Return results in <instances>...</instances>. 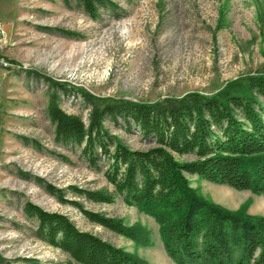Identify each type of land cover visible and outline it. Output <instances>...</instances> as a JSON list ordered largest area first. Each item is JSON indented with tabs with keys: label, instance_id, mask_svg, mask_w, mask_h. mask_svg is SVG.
Returning a JSON list of instances; mask_svg holds the SVG:
<instances>
[{
	"label": "rangeland",
	"instance_id": "rangeland-1",
	"mask_svg": "<svg viewBox=\"0 0 264 264\" xmlns=\"http://www.w3.org/2000/svg\"><path fill=\"white\" fill-rule=\"evenodd\" d=\"M111 1L115 7H99L91 17L80 0H0L2 56L23 68H0V264L69 262L34 236L37 223L24 213L26 203L64 214L78 229L148 264H174L151 217L118 197L110 204L93 203L68 189L113 190L101 170L87 165L81 147L55 140L50 103L87 126L86 96L144 103L188 93L211 96L264 68V0ZM103 126L131 149L148 145L122 121L107 119ZM99 166L104 167L103 158ZM187 179L222 208L244 207L247 215L264 217L263 195ZM45 184L87 211L144 227L149 245L88 221L79 208L50 195Z\"/></svg>",
	"mask_w": 264,
	"mask_h": 264
},
{
	"label": "trees",
	"instance_id": "trees-1",
	"mask_svg": "<svg viewBox=\"0 0 264 264\" xmlns=\"http://www.w3.org/2000/svg\"><path fill=\"white\" fill-rule=\"evenodd\" d=\"M80 2L91 17L99 7L116 6L111 0ZM86 99L91 107L87 126L50 103L55 140L81 147L87 165L101 170L113 190L70 186L73 194L106 204L118 197L151 217L164 253L174 264H264V217L249 216L244 207L222 208L193 190L187 179L197 176L264 196V68L228 82L211 96L188 93L154 103ZM107 119L134 128L147 147H128L103 126ZM102 158L104 167L99 166ZM45 190L59 202L79 208L88 221L149 245L144 227H127L121 220L87 211L49 184ZM24 213L37 223L34 236L66 254L67 264H148L78 229L64 214L31 203L25 204Z\"/></svg>",
	"mask_w": 264,
	"mask_h": 264
},
{
	"label": "built area",
	"instance_id": "built-area-1",
	"mask_svg": "<svg viewBox=\"0 0 264 264\" xmlns=\"http://www.w3.org/2000/svg\"><path fill=\"white\" fill-rule=\"evenodd\" d=\"M3 38H4V32H3L2 24L0 23V68L3 70H7V71H18V70L23 69L19 64H15L11 60L2 56ZM125 101L138 102L136 100H132L129 98L125 99Z\"/></svg>",
	"mask_w": 264,
	"mask_h": 264
},
{
	"label": "crops",
	"instance_id": "crops-1",
	"mask_svg": "<svg viewBox=\"0 0 264 264\" xmlns=\"http://www.w3.org/2000/svg\"><path fill=\"white\" fill-rule=\"evenodd\" d=\"M194 177H197V176H194Z\"/></svg>",
	"mask_w": 264,
	"mask_h": 264
}]
</instances>
